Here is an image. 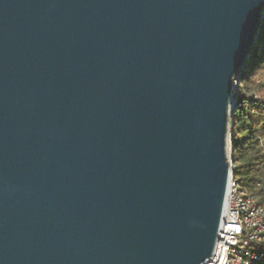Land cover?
<instances>
[{
  "label": "water",
  "instance_id": "obj_1",
  "mask_svg": "<svg viewBox=\"0 0 264 264\" xmlns=\"http://www.w3.org/2000/svg\"><path fill=\"white\" fill-rule=\"evenodd\" d=\"M264 0H0V264H205Z\"/></svg>",
  "mask_w": 264,
  "mask_h": 264
},
{
  "label": "trees",
  "instance_id": "obj_2",
  "mask_svg": "<svg viewBox=\"0 0 264 264\" xmlns=\"http://www.w3.org/2000/svg\"><path fill=\"white\" fill-rule=\"evenodd\" d=\"M247 68L239 77L232 113V159L234 178L242 192L264 203V99L254 93L264 91V20L258 32ZM264 252V243L256 246ZM264 264V263H257Z\"/></svg>",
  "mask_w": 264,
  "mask_h": 264
},
{
  "label": "built area",
  "instance_id": "obj_3",
  "mask_svg": "<svg viewBox=\"0 0 264 264\" xmlns=\"http://www.w3.org/2000/svg\"><path fill=\"white\" fill-rule=\"evenodd\" d=\"M236 82L237 91L239 79ZM254 95L258 100L264 99L261 95L256 93ZM230 123L233 124L231 121ZM229 139L228 148L233 176L229 182L228 200L219 242L214 256L205 264L264 263V252L256 247L264 243V203L261 204L254 196L243 193L239 182L235 180L232 132Z\"/></svg>",
  "mask_w": 264,
  "mask_h": 264
},
{
  "label": "rangeland",
  "instance_id": "obj_4",
  "mask_svg": "<svg viewBox=\"0 0 264 264\" xmlns=\"http://www.w3.org/2000/svg\"><path fill=\"white\" fill-rule=\"evenodd\" d=\"M263 79H264V78H263ZM255 93H256V95H259V96L261 95L262 97H264V91H260V92H257V91H256ZM255 93H254V94H255Z\"/></svg>",
  "mask_w": 264,
  "mask_h": 264
}]
</instances>
